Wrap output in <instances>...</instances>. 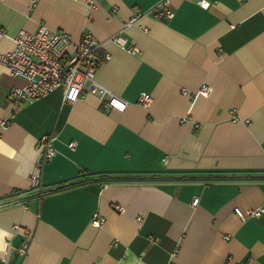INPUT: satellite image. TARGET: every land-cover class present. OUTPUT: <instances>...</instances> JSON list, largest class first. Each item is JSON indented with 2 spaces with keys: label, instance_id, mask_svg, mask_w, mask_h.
<instances>
[{
  "label": "crops",
  "instance_id": "1",
  "mask_svg": "<svg viewBox=\"0 0 264 264\" xmlns=\"http://www.w3.org/2000/svg\"><path fill=\"white\" fill-rule=\"evenodd\" d=\"M32 1L0 0V49L41 24L91 33L109 54L97 81L128 105L87 89L64 103L60 87L15 108L27 81L0 64V264H264V0H169L173 19L126 28L162 0H96L91 15L87 0ZM119 32L139 53L110 41ZM45 134L57 152L39 169Z\"/></svg>",
  "mask_w": 264,
  "mask_h": 264
},
{
  "label": "built area",
  "instance_id": "2",
  "mask_svg": "<svg viewBox=\"0 0 264 264\" xmlns=\"http://www.w3.org/2000/svg\"><path fill=\"white\" fill-rule=\"evenodd\" d=\"M35 2L36 0H33L31 5ZM95 3L96 0H87L90 15ZM199 4L203 8H208L210 5L205 0H200ZM144 16L168 21L174 18L175 11L169 0H162L146 12L136 9L134 17L124 25L125 28L130 27ZM5 36V31L0 25V40ZM110 41L131 54L139 53L138 47L127 45V39L120 32L112 35ZM14 42V49L10 51L0 49V64L7 67L10 75L22 77L27 81L26 85L15 86L9 92V101L15 108L20 105L33 104L60 87L63 88L64 103H76L84 96L87 89L88 93L97 96L108 109L124 111L127 108V101L97 81L99 66L103 60L109 59V54L101 53L103 45L91 33H84L78 42H73L69 33L41 24L35 31H19ZM211 91V87L205 84L195 96H209ZM182 93L187 94L184 90ZM138 102L144 107H149L153 102V97L151 94L143 93ZM8 124L7 120H0V129L7 128ZM55 140L56 137L52 134H45L40 138L38 143L40 156L37 168L42 169L45 163L55 156L57 152L54 147ZM75 145L76 142L70 143V147ZM31 180L32 186L39 189L40 178L33 175ZM198 203L199 198L196 197L193 200V206H197ZM118 210L124 211L121 206L118 207ZM262 211L263 209L253 208L245 211L240 208L235 209L236 215L242 221L258 217ZM104 222L105 219L98 215H94L92 219V224L95 227H101ZM30 237L31 235L27 233L26 239L19 247L21 254L27 252Z\"/></svg>",
  "mask_w": 264,
  "mask_h": 264
}]
</instances>
